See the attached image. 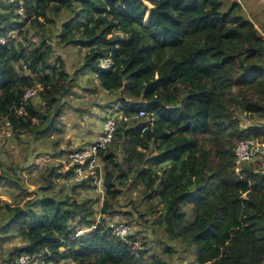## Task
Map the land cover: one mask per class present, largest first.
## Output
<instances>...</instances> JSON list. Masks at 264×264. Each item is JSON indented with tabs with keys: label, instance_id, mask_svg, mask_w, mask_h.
<instances>
[{
	"label": "trees",
	"instance_id": "16d2710c",
	"mask_svg": "<svg viewBox=\"0 0 264 264\" xmlns=\"http://www.w3.org/2000/svg\"><path fill=\"white\" fill-rule=\"evenodd\" d=\"M0 36V133H64L65 100L87 71L117 104L113 140L98 153L103 176L97 168L57 189L55 179L72 180L74 169L49 166L34 198L0 207L3 241L20 239L4 264L23 254L40 264H171V246L168 257L151 253L139 233L129 245L98 220L120 212L126 191L141 192L146 212L161 209L167 238L194 246L197 264H264V160L238 163L235 155L242 140L264 145V124L243 123L264 122V35L241 3L0 0ZM53 40L84 51L74 73ZM106 58L113 64L103 69ZM18 169L0 163V182L22 189ZM98 179L101 209L81 197Z\"/></svg>",
	"mask_w": 264,
	"mask_h": 264
},
{
	"label": "rangeland",
	"instance_id": "374dc122",
	"mask_svg": "<svg viewBox=\"0 0 264 264\" xmlns=\"http://www.w3.org/2000/svg\"><path fill=\"white\" fill-rule=\"evenodd\" d=\"M234 1L241 3L244 15L251 19L264 35V0H225L228 5ZM53 44L56 56H62L69 72L74 73L82 63L84 51L72 45H60L55 40ZM65 103L59 123L64 133H48L41 139H35L29 134H24L21 139H17L7 129L0 133V163L5 170L13 166L19 167L17 173L21 179L19 186L22 188L18 189L13 179L2 180L0 182V207L4 203L21 202L23 204L24 200L29 197L34 198L38 188L34 183L46 167L59 166L62 163L64 164L62 170L71 168V162L67 161L72 149L71 145L76 142L88 143L94 137H98L103 130L105 118L117 111L115 98L97 85L95 74L89 71L80 75L78 85L74 87ZM243 123L244 125L264 124V122H255L248 118H243ZM56 140H58V145L53 147V142ZM61 150H66L68 155L63 158L55 155ZM74 181H76L75 177L68 181L59 176L55 179L56 188L59 189L61 185ZM96 183L98 184L97 190L85 191L81 197L91 196L96 201L97 209H101L104 196L103 183L101 179L96 180ZM140 194V191H126L121 197L118 208L131 224V234L139 233V241L143 237L148 242L150 252L154 254L168 257L165 248L171 246L173 248L171 264H197L195 247L185 246L179 240H169L157 220L161 209L155 214L146 212L144 208L146 201ZM23 196L29 197L24 199ZM125 211L132 212V216L130 218L126 216ZM3 215L4 213L0 211V223L2 224L6 222ZM2 236L3 234L0 233V264H4L3 259L8 258L11 246L20 243V239L4 242Z\"/></svg>",
	"mask_w": 264,
	"mask_h": 264
},
{
	"label": "built area",
	"instance_id": "2783aa9c",
	"mask_svg": "<svg viewBox=\"0 0 264 264\" xmlns=\"http://www.w3.org/2000/svg\"><path fill=\"white\" fill-rule=\"evenodd\" d=\"M13 1L14 0H10V2ZM17 13L23 16L24 7L20 6L17 9ZM6 41L7 37L0 36V43L4 44ZM112 64V60L110 58H106L102 60L100 65L103 69H106L112 66ZM34 95L35 92L33 90H27L25 96L30 98ZM145 115L146 111L142 109L139 113V116ZM116 128V116L113 114L110 116L108 115L105 118L103 130L101 131V134L97 140L87 146L75 147L70 150L69 161L71 162V166L74 169V177L77 182H80L82 179L86 178L88 174L96 172L97 168H99V173L101 174L102 164L100 163L98 153L101 148H105L113 140ZM145 129H147V126L143 128V131H145ZM235 155L238 163L253 162L258 159H264V145L256 139L242 140L235 147ZM102 219L106 221L105 223L110 232L117 236L121 241L128 243L129 245H137L136 241H132L129 238L132 232L131 224L120 212L112 215L100 213L98 220ZM96 225H94V227ZM83 232L84 230L78 231L79 234H82ZM18 264H40V261L33 258L30 254H23L18 258Z\"/></svg>",
	"mask_w": 264,
	"mask_h": 264
},
{
	"label": "crops",
	"instance_id": "0c3cea01",
	"mask_svg": "<svg viewBox=\"0 0 264 264\" xmlns=\"http://www.w3.org/2000/svg\"><path fill=\"white\" fill-rule=\"evenodd\" d=\"M103 129V128H102ZM100 134H101V132H100ZM99 136L100 135H98V137L96 136V137H94L92 140H88L89 142L87 143H82V144H80L79 142H76V143H73L72 145H71V147L70 148H73V147H81V146H87V145H89L90 143H92V142H94L95 140H97L98 138H99Z\"/></svg>",
	"mask_w": 264,
	"mask_h": 264
}]
</instances>
